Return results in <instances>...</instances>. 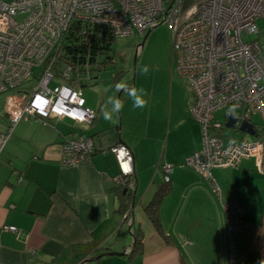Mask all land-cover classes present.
Listing matches in <instances>:
<instances>
[{
  "label": "crops",
  "instance_id": "0c3cea01",
  "mask_svg": "<svg viewBox=\"0 0 264 264\" xmlns=\"http://www.w3.org/2000/svg\"><path fill=\"white\" fill-rule=\"evenodd\" d=\"M96 75V81L97 76L91 75L88 87L82 89L87 107L97 115L93 124L53 120L55 128H51L33 118L22 119L6 143L0 155V264H125L123 259L129 260L126 256L134 248L133 230L139 232L141 242L139 253L128 264H229L232 248L235 264L264 260V174L257 171L252 159L235 168H215L212 177L220 188L217 193L199 171L184 166L188 157L202 149V131L191 115L190 91L183 87L175 64H171L168 113L164 115L154 104L153 93L145 97L148 104L143 109H134L131 98L121 94L120 123L117 115L111 122L101 116L108 96L117 94L115 73L112 81L104 83L101 74ZM121 78L127 81L126 73ZM176 84L180 87L175 93ZM7 96L0 92V132L8 127ZM222 111L226 114V121L220 122L225 144L258 137L255 127L262 122L254 119L261 118L257 114L249 122L253 135L236 126L228 129L241 138L224 140L228 117L236 113L218 111L217 122ZM71 133L96 141L90 161L61 164L62 143ZM120 143L134 157L135 189L125 193V186L115 183L120 170L108 151ZM162 164L173 168L171 189L160 206V234L145 207L164 182ZM129 200L134 203L129 207L132 228L121 213L122 203H131ZM233 200L245 210L243 219L250 227L231 236L223 205ZM7 226L18 232L5 230ZM101 253L125 255L98 261Z\"/></svg>",
  "mask_w": 264,
  "mask_h": 264
},
{
  "label": "built area",
  "instance_id": "2783aa9c",
  "mask_svg": "<svg viewBox=\"0 0 264 264\" xmlns=\"http://www.w3.org/2000/svg\"><path fill=\"white\" fill-rule=\"evenodd\" d=\"M19 15L25 18L18 21ZM259 20H264V0H0V92L8 94V127L0 132V155L22 119L33 118L51 128L52 119L94 123L96 112L87 107L73 67L62 61V43L71 23L107 26L116 38L143 34L165 23L172 31L177 73L195 94L190 112L203 136L202 149L184 166L199 171L217 193L215 168H235L252 159L264 174V57L258 39L243 37L260 33ZM221 110L239 111L238 124L260 115L258 137L225 144L224 125L215 120ZM63 141L64 166L89 161L97 149L92 137L71 134ZM108 151L120 170L115 183L134 191L132 151L121 143ZM172 168L160 166L165 183L171 181ZM223 209L231 236L249 229L237 201ZM124 217L131 226L132 211ZM5 230L18 232L14 226ZM231 250L229 264H235Z\"/></svg>",
  "mask_w": 264,
  "mask_h": 264
},
{
  "label": "rangeland",
  "instance_id": "374dc122",
  "mask_svg": "<svg viewBox=\"0 0 264 264\" xmlns=\"http://www.w3.org/2000/svg\"><path fill=\"white\" fill-rule=\"evenodd\" d=\"M7 1L11 2L13 0ZM24 18L25 15H19L17 17V20L22 21ZM257 24L260 29L259 34L253 36H247L244 34L243 37L245 41L258 39L260 41L262 55L264 57V20H259ZM116 39L117 40L114 46L115 58L113 60V63L107 65L105 70L98 73L101 74L100 78L102 79V83L106 82L107 80L109 82L110 80L112 81L114 73L116 74L119 70H124V73H126L127 75V81L123 82H125L129 87H136L137 89L143 88L148 91L149 95L153 93L154 104L158 106L159 109L163 110L164 115L166 112L168 113L169 105L171 103L172 91V83L170 79L171 64L173 63L176 66V61H173L172 57L173 38L170 26L164 23L152 29V31L148 35L146 32L144 34L135 36H119ZM145 65L150 69L147 75L141 74V72L139 71V69ZM179 79H181L183 87H185V89H189L190 92L188 93L187 101L189 100V102L191 101L192 103L194 101L195 95L192 88L187 85L181 77ZM94 81H96V79ZM87 85L86 87H88ZM32 86L33 85L29 86L28 89H31ZM104 86H106V83L104 84ZM179 87L180 86L176 84V86L174 87L175 93L179 89ZM83 88L84 87H81V89ZM106 88L108 87H104V89ZM87 91H89V89ZM120 93L121 92H117L116 94V97H118L119 99H121V97H119ZM124 97H126V95ZM173 103H177L176 97L173 99ZM235 113L237 115L240 114L239 111H235ZM225 115L226 114L224 111L218 113V121L224 123L226 121ZM117 118L119 123L122 122V111L117 115ZM261 118L254 117V119L257 120L258 123L262 122L263 119L261 120ZM242 123L238 124L237 121L236 126L240 127ZM71 134H75L77 136H85L79 133ZM223 136L224 140L226 141L228 140L229 136H234L235 141H238L241 138L240 133H237L234 129L228 128L223 131ZM129 201H131V204L133 203L132 200ZM129 260H127L126 258L123 259L125 264H128Z\"/></svg>",
  "mask_w": 264,
  "mask_h": 264
},
{
  "label": "trees",
  "instance_id": "16d2710c",
  "mask_svg": "<svg viewBox=\"0 0 264 264\" xmlns=\"http://www.w3.org/2000/svg\"><path fill=\"white\" fill-rule=\"evenodd\" d=\"M116 37L109 27H103L86 22L75 21L72 28L63 39L62 43V61L73 67V76L79 80L80 87L88 83L86 73L92 76L105 70L107 65L112 64L114 60V46ZM124 70H119L115 74V83L119 82L123 76ZM89 74V76H91ZM88 76V74H87ZM96 83L93 82V85ZM125 94L122 93V96ZM122 98V97H121ZM53 121V119L51 120ZM125 189L128 190L127 187ZM170 183L161 185L155 193L151 202L145 207L146 215L153 223L157 232L162 234L160 206L162 199L170 191ZM128 195V193L126 194ZM124 198L127 199L126 196ZM134 204V203H132ZM131 203H122L121 213L125 215L129 212ZM134 223L130 226L133 227ZM133 230V229H132ZM134 248L130 255L126 257L130 260L136 257L140 248V235L137 230H133ZM91 249V248H90ZM102 255L99 254V256ZM98 259V258H97ZM100 258L98 261H100Z\"/></svg>",
  "mask_w": 264,
  "mask_h": 264
},
{
  "label": "clouds",
  "instance_id": "9594fccd",
  "mask_svg": "<svg viewBox=\"0 0 264 264\" xmlns=\"http://www.w3.org/2000/svg\"><path fill=\"white\" fill-rule=\"evenodd\" d=\"M139 71L141 74L147 75L150 69L145 65L140 68ZM115 91L123 92L126 96L130 97L134 109H143L147 107L148 101L145 99L148 95L147 90L129 87L125 82L120 81L115 84ZM122 110L123 103L121 99L116 96H108L101 109V116L106 122H111L114 116L118 115ZM259 264H264V260L259 261Z\"/></svg>",
  "mask_w": 264,
  "mask_h": 264
},
{
  "label": "water",
  "instance_id": "95a60500",
  "mask_svg": "<svg viewBox=\"0 0 264 264\" xmlns=\"http://www.w3.org/2000/svg\"><path fill=\"white\" fill-rule=\"evenodd\" d=\"M151 31H152V29L148 31V34H149ZM148 34H147V35H148ZM121 94H122V93H120V96H119V97H121ZM228 118H229V119H228V121H227V123H226V127H227V128H235L236 125H237V119H236V117L233 116L232 114H230ZM239 130H240L241 132H245V133H247V134H249V135H253V134H254L253 126H252L249 122H243V123L240 125ZM126 191H127V189L124 190V193H125ZM124 221H125V217H124ZM124 255H125L124 253H106V254H102V255L98 256L97 258L100 259V258H103V257H105V256H120V257H122V256H124Z\"/></svg>",
  "mask_w": 264,
  "mask_h": 264
},
{
  "label": "bare ground",
  "instance_id": "6f19581e",
  "mask_svg": "<svg viewBox=\"0 0 264 264\" xmlns=\"http://www.w3.org/2000/svg\"><path fill=\"white\" fill-rule=\"evenodd\" d=\"M72 25H73V23L70 24V26H71L70 29L72 28ZM145 33H146V32H145ZM143 34H144V33H143ZM147 34H148V32H147ZM142 46H143V45H142ZM142 46H141V47H142ZM172 54H173V53H172ZM86 74H88V77H86V78H87V81H88V82H91L92 77L89 76V73H86ZM96 78H98V76L95 77L94 79H96ZM78 89H80V90L82 91V89H81V87H80L79 84H78ZM82 92H83V91H82ZM83 97H84V95H83Z\"/></svg>",
  "mask_w": 264,
  "mask_h": 264
}]
</instances>
